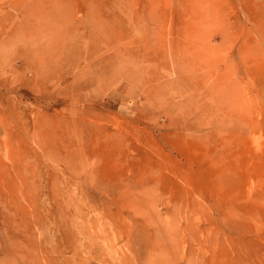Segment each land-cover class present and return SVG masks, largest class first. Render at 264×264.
I'll return each instance as SVG.
<instances>
[{"label": "rangeland", "instance_id": "1", "mask_svg": "<svg viewBox=\"0 0 264 264\" xmlns=\"http://www.w3.org/2000/svg\"><path fill=\"white\" fill-rule=\"evenodd\" d=\"M0 264H264V0H0Z\"/></svg>", "mask_w": 264, "mask_h": 264}]
</instances>
